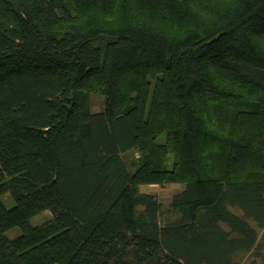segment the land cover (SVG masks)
I'll return each mask as SVG.
<instances>
[{"label": "trees", "instance_id": "obj_1", "mask_svg": "<svg viewBox=\"0 0 264 264\" xmlns=\"http://www.w3.org/2000/svg\"><path fill=\"white\" fill-rule=\"evenodd\" d=\"M165 184L163 211L140 186ZM248 253L264 264V0H0V264Z\"/></svg>", "mask_w": 264, "mask_h": 264}, {"label": "rangeland", "instance_id": "obj_2", "mask_svg": "<svg viewBox=\"0 0 264 264\" xmlns=\"http://www.w3.org/2000/svg\"><path fill=\"white\" fill-rule=\"evenodd\" d=\"M104 108V97L101 94L93 93L91 95V109L93 111H100ZM164 136L158 138V141H163ZM135 154L133 152H130L127 155V159H134ZM183 185L181 184H165V185H141L140 190L142 192H147L156 195V197L159 199V201L162 203V209L165 211L171 202L172 195L176 194L180 190H182ZM6 201L5 204L8 207H11L14 204V201L12 198H8V195L5 196ZM239 212V211H236ZM51 217V213L49 211H44L42 213H39L38 215L33 217L32 222L34 224H40L45 222ZM20 229L18 227H14L13 229L7 231V235L11 238L17 236L20 234ZM238 260L241 261L242 264H262V261L260 258L253 256L251 253L248 254H240L238 255Z\"/></svg>", "mask_w": 264, "mask_h": 264}]
</instances>
